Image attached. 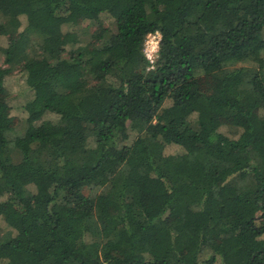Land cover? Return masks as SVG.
Here are the masks:
<instances>
[{"label": "trees", "instance_id": "1", "mask_svg": "<svg viewBox=\"0 0 264 264\" xmlns=\"http://www.w3.org/2000/svg\"><path fill=\"white\" fill-rule=\"evenodd\" d=\"M12 33L0 264H264V0H0Z\"/></svg>", "mask_w": 264, "mask_h": 264}, {"label": "rangeland", "instance_id": "2", "mask_svg": "<svg viewBox=\"0 0 264 264\" xmlns=\"http://www.w3.org/2000/svg\"><path fill=\"white\" fill-rule=\"evenodd\" d=\"M101 18H103L105 24L111 28L114 29L115 27V22H114V18L109 14V13H103L101 15ZM21 19V26L23 27V25L25 24L26 20L24 16H20ZM85 23L82 22L80 23L78 26H82ZM75 26H73L72 24L68 25L65 24L63 25V29H71L74 28ZM7 38H10L12 40H17L18 38V34L17 33H12L7 35L6 37H0V64L3 63V58L4 55L1 52L2 47L6 44ZM203 76L200 79V85L201 88L207 92L208 94H215L218 91H220L221 86L218 82H216L213 79H209L204 77V74L201 75ZM4 92L0 91V96L2 97H6L8 98V102L10 105V109L7 111V108L4 109V114H5V122H7L8 125L10 126H16L17 123L19 122L20 117L23 115L22 113V108H21V104L23 102V100L30 95V92L28 89L24 88V84H23V80L19 75H9L8 77H6L4 79ZM260 112H264V101H260L256 104V108L254 110V118H256ZM47 116H51L50 113H47L45 115ZM221 123V122H219ZM220 130H224V131H228L229 128L227 127V125H222L220 126ZM167 151H175L178 149V147L176 145H169L167 146ZM110 213H113L112 209H108L107 210ZM0 225H4L3 221L0 219Z\"/></svg>", "mask_w": 264, "mask_h": 264}, {"label": "clouds", "instance_id": "3", "mask_svg": "<svg viewBox=\"0 0 264 264\" xmlns=\"http://www.w3.org/2000/svg\"><path fill=\"white\" fill-rule=\"evenodd\" d=\"M151 36V34H149ZM162 39V36L160 33H156L155 37L149 39L147 41V44L149 45V55L147 56V59L149 61H154L155 54L158 52L159 47V40Z\"/></svg>", "mask_w": 264, "mask_h": 264}, {"label": "built area", "instance_id": "4", "mask_svg": "<svg viewBox=\"0 0 264 264\" xmlns=\"http://www.w3.org/2000/svg\"><path fill=\"white\" fill-rule=\"evenodd\" d=\"M156 33H160L158 30H155V31H152V32H149L146 34L145 38H144V41H143V47H142V50H143V53L147 59V56L150 54L148 49H149V45L147 44V41L153 37H155ZM151 34V36L149 35ZM159 43H160V40H159ZM159 48V47H158ZM157 56V53L155 54V57H154V61H155V58ZM148 60V59H147ZM149 61V60H148ZM154 61H149V64L150 66H153V63Z\"/></svg>", "mask_w": 264, "mask_h": 264}]
</instances>
